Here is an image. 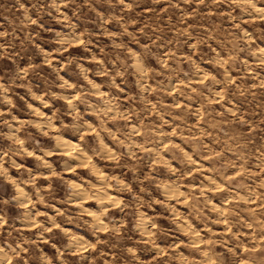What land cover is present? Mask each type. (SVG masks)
<instances>
[{
    "label": "clouds",
    "instance_id": "1",
    "mask_svg": "<svg viewBox=\"0 0 264 264\" xmlns=\"http://www.w3.org/2000/svg\"><path fill=\"white\" fill-rule=\"evenodd\" d=\"M0 264H264V0H0Z\"/></svg>",
    "mask_w": 264,
    "mask_h": 264
}]
</instances>
